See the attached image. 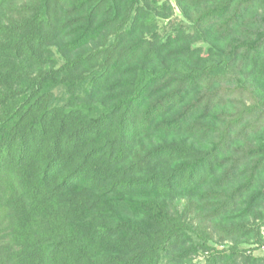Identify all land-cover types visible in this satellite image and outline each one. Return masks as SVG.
Instances as JSON below:
<instances>
[{"label": "trees", "instance_id": "1", "mask_svg": "<svg viewBox=\"0 0 264 264\" xmlns=\"http://www.w3.org/2000/svg\"><path fill=\"white\" fill-rule=\"evenodd\" d=\"M173 1L0 0V264H264V0Z\"/></svg>", "mask_w": 264, "mask_h": 264}, {"label": "rangeland", "instance_id": "2", "mask_svg": "<svg viewBox=\"0 0 264 264\" xmlns=\"http://www.w3.org/2000/svg\"><path fill=\"white\" fill-rule=\"evenodd\" d=\"M165 1H168L174 7V15H173V18L174 19H178L179 18V11L175 7V5H174V1L173 0H165ZM263 250H264V248L261 251H258L256 253H263L264 252Z\"/></svg>", "mask_w": 264, "mask_h": 264}]
</instances>
